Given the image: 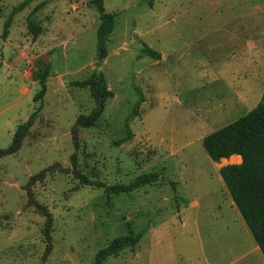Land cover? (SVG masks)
Here are the masks:
<instances>
[{
  "label": "rangeland",
  "instance_id": "obj_1",
  "mask_svg": "<svg viewBox=\"0 0 264 264\" xmlns=\"http://www.w3.org/2000/svg\"><path fill=\"white\" fill-rule=\"evenodd\" d=\"M104 7L115 21L98 68L113 95L96 124L79 129L75 148L71 127L94 106L90 89L76 82L97 67V10L91 0L0 2V148L36 114L19 150L0 156V264H93L111 241L140 231L134 247L102 264H264L219 174L241 159L213 161L202 144L264 96V0H104ZM48 66L46 91L35 99ZM73 153L90 183L158 177L107 193L60 171L71 168ZM48 167L31 188L53 217L43 261L44 217L23 187Z\"/></svg>",
  "mask_w": 264,
  "mask_h": 264
},
{
  "label": "trees",
  "instance_id": "obj_2",
  "mask_svg": "<svg viewBox=\"0 0 264 264\" xmlns=\"http://www.w3.org/2000/svg\"><path fill=\"white\" fill-rule=\"evenodd\" d=\"M91 3L97 10L99 17V23L96 27L97 67L86 79L78 81L76 84L90 89L94 106L87 115H78L71 127V137L75 148L79 145V129L94 126L104 110L105 101L113 95L107 86L104 73L98 67L107 55L106 43L109 33L114 28L115 15L105 10L104 0H91ZM30 29L33 30L34 34L38 33L31 25ZM145 52L153 57L159 56L158 53L149 48L145 49ZM48 69L49 66L39 74L40 89L35 95V99H42L44 96ZM141 100L137 102V105ZM35 115V112H33L25 122L17 126L10 145L6 149L0 148V156L12 154L19 150L33 125ZM130 137L131 132L118 142L122 143L130 139ZM202 144L213 161L228 158L229 156H237L239 160L241 159L239 164H228L220 167L219 174L233 204L240 213L254 243L264 258V96L255 107L245 114L205 135L202 138ZM70 159L71 168L59 167L60 171L72 173L79 179L80 183L94 184L103 188L107 193L128 192L149 184L158 177L156 172H148L137 176L128 184L107 185L99 181L90 183L86 175L78 170L75 153L71 155ZM55 165L52 166L54 167ZM50 168H44L39 173L32 175L23 187L28 197V205L34 206L44 217L43 236L46 248L42 256L43 261L47 258L52 248L51 228L53 217L46 205L34 199L31 188L35 183L45 179ZM143 233L142 231L137 234L130 232L125 237L114 239L97 254L93 264H102L107 257L117 255L123 248L134 247Z\"/></svg>",
  "mask_w": 264,
  "mask_h": 264
}]
</instances>
